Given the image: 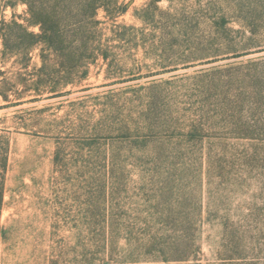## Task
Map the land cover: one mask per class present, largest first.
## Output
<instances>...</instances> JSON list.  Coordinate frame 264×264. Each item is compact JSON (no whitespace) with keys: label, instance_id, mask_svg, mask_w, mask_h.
<instances>
[{"label":"rangeland","instance_id":"obj_1","mask_svg":"<svg viewBox=\"0 0 264 264\" xmlns=\"http://www.w3.org/2000/svg\"><path fill=\"white\" fill-rule=\"evenodd\" d=\"M97 20L108 62L0 109V264H264V0H118Z\"/></svg>","mask_w":264,"mask_h":264},{"label":"trees","instance_id":"obj_2","mask_svg":"<svg viewBox=\"0 0 264 264\" xmlns=\"http://www.w3.org/2000/svg\"><path fill=\"white\" fill-rule=\"evenodd\" d=\"M4 7H27L28 17L18 21L16 15L10 21L0 22V40L3 50V67L14 58L17 71L0 69L1 98L5 103L0 109H8L25 103L39 102L64 96L69 86L76 87L88 77L89 65L102 57L109 61L110 40L104 39L97 20L100 11L111 14L118 0H0ZM39 27L40 32L30 31ZM114 32V31H112ZM39 49L41 66L33 67V52ZM87 56V57H85ZM14 94L13 99L10 97ZM2 155L0 170L6 171L10 139L0 136ZM0 184V206L3 193Z\"/></svg>","mask_w":264,"mask_h":264}]
</instances>
